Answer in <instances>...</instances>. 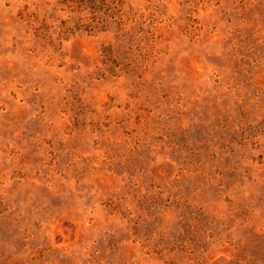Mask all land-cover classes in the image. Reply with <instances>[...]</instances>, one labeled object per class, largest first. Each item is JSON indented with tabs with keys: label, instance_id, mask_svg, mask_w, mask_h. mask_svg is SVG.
<instances>
[{
	"label": "rangeland",
	"instance_id": "obj_1",
	"mask_svg": "<svg viewBox=\"0 0 264 264\" xmlns=\"http://www.w3.org/2000/svg\"><path fill=\"white\" fill-rule=\"evenodd\" d=\"M0 264H264V0H0Z\"/></svg>",
	"mask_w": 264,
	"mask_h": 264
}]
</instances>
